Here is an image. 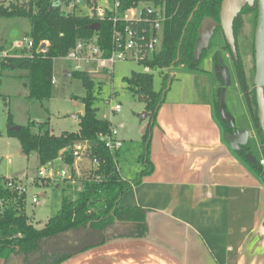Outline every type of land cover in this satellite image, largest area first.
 Instances as JSON below:
<instances>
[{
  "label": "trees",
  "instance_id": "trees-1",
  "mask_svg": "<svg viewBox=\"0 0 264 264\" xmlns=\"http://www.w3.org/2000/svg\"><path fill=\"white\" fill-rule=\"evenodd\" d=\"M19 1L0 0V17L27 18L30 22L29 38L33 46L29 54L0 59V65L8 69L26 71L28 98L43 101L51 96L53 61L65 57L77 41L94 36L98 38L101 48L108 49L111 23L107 20H98L99 28L93 31L90 27L96 23L95 20L83 14H65L64 4L51 8L55 0H26L25 3H19ZM82 1L91 5L93 0ZM97 1L94 0V2ZM119 1L120 10H124L141 0ZM152 1L163 3L167 16L163 26L161 49L158 54L144 63L150 67L151 73L134 72L124 79L134 98L144 103V110L146 114H149L147 129L141 142H138L143 150L137 160L142 163L143 169L132 180L121 178L117 171L121 160V149L111 154L98 139L99 135L107 134L113 126L108 120L98 117L97 108L94 107L95 93L99 91L101 84L96 83L91 74L71 71L70 77L79 80L86 91L81 98L84 110L79 117V128L76 133L63 132L55 136L51 134L45 123L43 126H38L35 131L32 124L22 126L19 131L8 129L6 135L18 140L21 152L25 156L36 153L40 166L61 158L64 166L72 168L76 154L83 149L91 168L83 177L82 190L76 193L74 199H68L63 195L60 208L42 227L35 226L24 213L26 193H19L15 188H9L7 186L9 179L0 175V259L6 262L16 261L20 264H62L107 241L143 238L147 235L145 211L140 208H122L119 203L126 191L137 186L141 179L152 171V165L147 156L149 138L156 114L168 91V81L165 78L161 82L160 90H155L153 73L171 68L192 73H206L203 59L211 51L212 45L210 43L211 46L196 60L193 52L198 37L197 31L205 17L219 22L222 2V0ZM244 11H252L257 17L256 1L246 5L233 21L235 53L232 52L221 28H217L214 34L221 36L223 46L210 54L215 68L220 69L225 66L230 68L228 64L231 65L233 73L230 69L229 80L231 84L239 87L249 107L250 126L264 163V129H261L255 117L256 99L253 76L250 77V72L242 63L237 41L241 24L240 15ZM252 41L251 50L254 61V38ZM41 45L43 47L40 49ZM227 56L230 59L229 62L226 60ZM254 71L253 63L252 73ZM173 80L174 77H172ZM215 81L218 89H215L213 96L214 115L221 122L224 134L231 133L228 123L221 119L218 112L219 105L225 104L222 98L225 80L220 76L215 78ZM225 96V99L230 97L229 94ZM7 125L14 126L10 115L7 117ZM241 127L244 126H238V128ZM79 142H85V146H81ZM254 142V139H251L235 153L257 177L264 181V164L254 154ZM94 159L98 161L96 167L92 164ZM93 175L100 176L101 180L94 181ZM12 181L16 182L15 179Z\"/></svg>",
  "mask_w": 264,
  "mask_h": 264
},
{
  "label": "crops",
  "instance_id": "crops-1",
  "mask_svg": "<svg viewBox=\"0 0 264 264\" xmlns=\"http://www.w3.org/2000/svg\"><path fill=\"white\" fill-rule=\"evenodd\" d=\"M147 156L151 173L119 203L145 211L147 235L107 241L63 264H264V181L225 142L210 99L165 97ZM139 164L121 178L132 180Z\"/></svg>",
  "mask_w": 264,
  "mask_h": 264
},
{
  "label": "rangeland",
  "instance_id": "rangeland-1",
  "mask_svg": "<svg viewBox=\"0 0 264 264\" xmlns=\"http://www.w3.org/2000/svg\"><path fill=\"white\" fill-rule=\"evenodd\" d=\"M25 2L26 0L19 1V3ZM112 3L113 0L97 1L99 6H110ZM64 9L68 10L69 8L63 7ZM256 19L257 17L252 11H244L240 15L241 24L237 40L242 63L246 67V70L250 72L251 78L252 76L254 77V73H252L254 61L252 60L251 49L253 48L252 40L254 38ZM29 33L30 22L27 18L17 17L8 19L0 17V54L9 57H19L23 54H29V50L24 45L20 48L15 47L16 44L27 42L30 39ZM211 45L212 49L208 55L213 50L222 48L223 42L219 34L218 36L214 34ZM221 52L223 51L221 50ZM208 59V56L204 57L205 65L207 64L205 60L208 61ZM226 60L229 62L228 56ZM228 66L231 69L230 63ZM70 69L71 65L69 61L62 58L55 59L53 61V79L55 83L52 84L51 96L49 99L38 101L28 98L29 88L25 79L27 75L26 71L8 69L0 65V175L7 179H20V183L25 186L24 213L37 227H42L48 218L53 216L60 207L61 194H57L55 190L56 183L60 185L62 197L64 195L68 199L74 198L71 193L72 186L66 185L65 182L55 183V181H51L50 179L46 181L47 179L37 178L39 169L44 166L38 164L36 153L25 156L21 152L18 140L6 135L7 117L10 115L11 121L16 126L34 125V131L38 126H43L46 123L51 134L55 136L61 135L63 132L76 133L78 131V117L83 114L84 110L81 98L85 95L86 91L79 80L65 75V73L71 72ZM141 71L142 67L135 62H120L115 64L112 74L92 75L95 82L101 84V88L95 93L96 101L94 102V107L97 108V116L101 118L112 117V124L116 127L118 138L123 141L121 160L118 167L120 175L124 179L131 178L135 170L141 169L137 157L142 153L143 149L139 147V143L147 129V118L149 117V114H146L145 118L142 119L145 113L144 103L134 98L131 91L127 88L124 79L130 77L134 72ZM172 77H174L173 81ZM163 78L168 83L170 80L172 81L165 95L166 100L208 101L210 99L213 102L217 83L214 77L207 73H192L179 68L164 69L161 72L157 71L153 73L155 90H160ZM232 89L236 95L239 94L238 86L232 87ZM112 94L114 95V100L121 105L122 109L120 113L109 116V106H106L104 102ZM227 108L234 118L235 116L242 117L247 114V108L243 99L237 96L234 100H229ZM216 119L221 125L217 117ZM242 122L246 128H249V140L254 139L255 141V156L263 162L258 142L256 143V137L250 124L244 120ZM73 163H75L77 170L83 177L88 174L87 170L91 168L86 155H83L80 159L75 158ZM55 164H57L56 171L59 173L63 167L58 162ZM67 190L70 193L66 192ZM34 195L40 200V205L32 204L31 199Z\"/></svg>",
  "mask_w": 264,
  "mask_h": 264
},
{
  "label": "built area",
  "instance_id": "built-area-1",
  "mask_svg": "<svg viewBox=\"0 0 264 264\" xmlns=\"http://www.w3.org/2000/svg\"><path fill=\"white\" fill-rule=\"evenodd\" d=\"M63 4L64 7L69 8L68 10L64 9L65 14L78 13L87 15L96 23L105 20L111 23L108 49L101 48L98 44V38L94 36L90 39L77 41L75 46L62 58L70 62L71 71L85 72L91 75L112 74L115 64L135 62L142 67L143 73H151L150 67L144 63L158 54L161 49L163 26L167 21L163 3L141 0L124 10H120L119 0H113L110 6H99L94 0L91 5H87L82 0H64ZM23 45L29 52L33 46L32 41L29 39L23 44H16L15 47L20 48ZM42 47L43 45L40 49ZM5 57L7 56L0 54V58ZM54 83L53 79L52 84ZM104 103L109 106V116L121 112L122 107L114 100L113 94ZM98 139L111 154L120 150L123 146V141L118 138L115 126H111L107 134L99 135ZM80 152L82 153L80 154ZM83 155L86 154L81 149L75 158L80 159ZM56 162L63 163L61 158L49 162L39 169L37 178L50 179L55 183L65 182L66 185L72 186L71 193L75 198L76 193L82 190L83 176L80 175L75 163H73L72 168L62 164L63 168L58 173ZM261 163L263 164V162ZM92 164L96 167L98 161L94 159ZM117 171L120 173L118 166ZM92 179L94 181L101 180L100 176L96 175H93ZM56 184L60 188V185ZM7 186L15 188L19 193H26L25 186L20 183V179L16 182L9 179ZM31 202L34 205H40V200L35 195L32 197Z\"/></svg>",
  "mask_w": 264,
  "mask_h": 264
},
{
  "label": "water",
  "instance_id": "water-1",
  "mask_svg": "<svg viewBox=\"0 0 264 264\" xmlns=\"http://www.w3.org/2000/svg\"><path fill=\"white\" fill-rule=\"evenodd\" d=\"M4 1V0H2ZM254 1L257 3V19L254 29V65L255 72L253 77V84L256 91V103L258 107V119L259 124L264 128V117L262 116V111L264 107V0H222L219 22L215 21L210 17H205L198 28V37L195 41L194 48V58L198 60L203 52L207 50L210 46L211 39L217 28H221L224 37L226 38L228 44L233 53H235L234 48V35H233V21L237 17L242 9L246 5H251ZM64 0H55L51 8L63 5ZM99 24L95 23L90 27L91 30L97 31ZM67 77H70V73H65ZM171 80L168 83L169 87ZM219 113L221 119L230 124L233 128L235 125L234 117L227 111H225L224 105L221 104L219 107ZM146 116L144 113L142 119ZM76 117V116H74ZM20 126H11L8 129L12 131H19ZM249 131L247 129L236 130L233 133H225L224 140L228 144L229 148L236 152L245 146L248 142ZM80 145H85V142H79Z\"/></svg>",
  "mask_w": 264,
  "mask_h": 264
},
{
  "label": "flooded vegetation",
  "instance_id": "flooded-vegetation-1",
  "mask_svg": "<svg viewBox=\"0 0 264 264\" xmlns=\"http://www.w3.org/2000/svg\"><path fill=\"white\" fill-rule=\"evenodd\" d=\"M243 10V9H242ZM241 13V12H240ZM206 51V50H205ZM208 57H209V59H208V61L207 60H205V62L207 63L206 65H208L209 66V69L207 70L206 68H205V65H203L204 66V71L207 73V74H209V75H211L212 77H214V79L215 78H220V76H222L223 77V80H225L224 81V88L222 89V98H224V100H225V104H223L224 105V108H225V111H227V112H229L230 114H231V116L232 117H234L233 116V114L228 110V108H227V105L229 104V100L230 99H232V100H234L235 99V97H236V93L233 91V89H232V87H235V86H237L236 84H233L232 86H231V82H230V80H229V77H230V68H228L227 66H225V67H222V68H215V66H214V64H213V60H212V57H211V54H209V55H207ZM203 63H204V59H203ZM255 66V65H254ZM255 72V71H254ZM211 73V74H210ZM227 73V76H225V74ZM228 78V79H227ZM218 86V85H217ZM254 88H255V86H254ZM216 89H218V87H216ZM224 90V91H223ZM225 94H229V98H226L225 99ZM239 96V98H242L243 99V101H244V103H245V100H244V98H243V95L241 94V92L239 91V94H238ZM233 97V98H232ZM255 99H256V91H255ZM212 104H213V106H214V99H213V102H212ZM221 105V104H220ZM220 105H219V107H220ZM219 107H218V112H219ZM245 107L247 108V114H246V116H242V117H247V121L246 122H248L249 124H250V120H249V117H251L250 116V113H249V107L247 106V104L245 103ZM262 116L264 117V107H263V111H262ZM236 117V116H235ZM237 117H241V116H237ZM255 117H257V119H258V107H257V103H256V101H255ZM235 120H234V122H235V125H234V127L232 128L231 126H230V124L228 123V125H229V127L231 128V133H233V132H235L236 130H240V129H247L248 131H249V128H246L244 125H243V122H242V120H241V123H239L240 122V119H236V118H234ZM258 123H259V119H258ZM246 125V124H245ZM238 126H244V127H241V128H238ZM259 126H260V124H259ZM261 127V126H260ZM261 129H264V128H262L261 127ZM253 131V130H252ZM250 139V131H249V138H248V142L250 141L249 140ZM247 142V143H248ZM261 151V150H260ZM264 164V163H263Z\"/></svg>",
  "mask_w": 264,
  "mask_h": 264
}]
</instances>
